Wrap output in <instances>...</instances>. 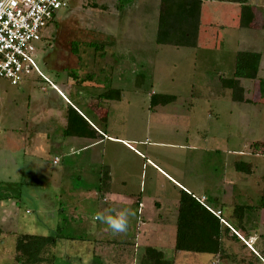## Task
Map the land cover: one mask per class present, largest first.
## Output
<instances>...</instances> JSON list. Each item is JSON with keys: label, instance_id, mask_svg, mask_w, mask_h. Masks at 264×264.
I'll list each match as a JSON object with an SVG mask.
<instances>
[{"label": "rangeland", "instance_id": "rangeland-1", "mask_svg": "<svg viewBox=\"0 0 264 264\" xmlns=\"http://www.w3.org/2000/svg\"><path fill=\"white\" fill-rule=\"evenodd\" d=\"M157 1L73 0L68 8L56 12L35 42L33 59L39 73H30L19 86L0 80V264H21L15 260L19 234L53 236V264H147L145 257L156 264H240L241 258L250 259V250L257 251L260 236L253 244L245 243L248 250L228 241L227 248L237 255L234 260L175 251L177 206L165 185L158 191L162 230L138 233L137 229L147 230L148 225L140 226L136 218L128 221L123 233L108 230L105 223L94 219L97 213L104 214L106 205L85 197L86 188L96 182L94 172L83 170L88 174L79 181L74 168L87 166L74 164V158L57 147L65 128L61 115L67 105L57 89L79 105L92 95L97 100V94L118 89L119 100L104 99L101 105L107 111V132L144 140L149 154H158L157 162L171 168L170 172L176 170L172 157L178 159L181 154L177 151L188 153L190 163L185 170L190 183L195 184L191 191L198 197L217 192L204 182L206 176L213 181L221 171V154L214 152L215 148L231 150L244 143L251 147L255 138L264 140V0H250L256 27L241 30L252 44L249 50L263 54L259 73L263 81L252 88L248 85L256 80L242 79L252 91L234 93L233 97H239L236 100L229 94H216L221 76H231L226 65L204 63L199 54L195 60L192 48L156 44ZM207 3L203 22L210 18L209 7L220 10L219 2ZM213 53L211 58L222 55ZM61 82L67 83L73 94L66 92ZM155 94H171L175 100L151 106ZM187 141L192 145L188 150L162 144ZM70 144V139L62 142ZM257 150L264 154V143L258 142ZM55 155L60 158L58 164L52 162ZM66 176L72 187L64 194L56 185ZM61 202L64 210L57 213ZM155 225L151 222L149 226L153 230Z\"/></svg>", "mask_w": 264, "mask_h": 264}, {"label": "crops", "instance_id": "crops-1", "mask_svg": "<svg viewBox=\"0 0 264 264\" xmlns=\"http://www.w3.org/2000/svg\"><path fill=\"white\" fill-rule=\"evenodd\" d=\"M72 1L73 0H69L67 8ZM159 1L160 0L157 1V17ZM207 2L209 1H203L201 5L197 43L196 46L192 48L191 54L195 60H198L197 57L199 54L202 57V61L207 64L209 62H215L217 66L220 65L223 67V65H226L228 67L226 68L229 71L228 73L232 76L234 71V57L238 51H254L261 53L258 50H249L251 49L250 46L252 44L250 43V40L244 39L246 37L241 31L250 30L251 28L256 27V12L253 8V25L249 28H242L239 25L240 6L237 3L232 2H219L220 5L217 6L220 10L215 12L213 6V10L209 7L208 12L210 14V18H207L206 21L203 22L204 6ZM217 16L221 17L222 20H215ZM261 27L264 28V25ZM239 45L248 47V49H241L242 46L240 47ZM213 52H217L216 54L222 55L218 59L216 57L211 58L210 55H213ZM262 57L263 54L261 53L258 71L259 78H261L259 73L261 69ZM113 63L115 66V61H113ZM90 79H87L86 82L89 83ZM241 80L242 79L236 81L233 88L223 87L220 85L216 94H229L231 95L230 98L232 97V99L236 100L239 99V97H233L234 93H249L250 90L252 91L251 87L254 88L253 86H255L256 88V85L259 84V79H257L255 83L251 82L250 85H248L251 87H246V84L242 83ZM61 86L66 90V92L73 94V89L71 91L68 90L67 83L61 82ZM102 89L104 90L105 88ZM57 92L56 93L66 102V104L71 105L74 109H76L99 134V136L95 138L64 136L63 127V130L61 131L62 137L58 140L57 147L60 153L64 152V155H68L71 160L74 158V164L87 166V168H83L82 170L81 168H74L75 171L77 170L78 179H80L79 181L83 179V176L86 173L83 172V170L91 169V171L94 172L96 182L92 183V186H88L86 190L84 189L85 191H88L85 192V197L90 199L94 198L96 200L98 199L100 203H104L106 205V209L103 208L105 215L108 214L106 210L109 208L113 209L114 212L123 208H130L133 215L129 217L128 221H133V219L136 218L140 226L144 227L145 225H148L147 230H144L142 227L137 229L138 233L142 230L143 233H146L147 231H149L148 233H152L153 231L158 232L163 229L158 224L161 221L160 207L162 204L160 200H158L160 195L158 191L159 188L164 187L165 185V188L171 191L170 196H172L177 208L180 190L183 189L195 196L196 199H198L211 212L220 211L219 217L222 218L223 223L228 226L231 225V231L235 232L241 239L245 237V243L250 242L253 244V242H256L257 237L264 233V208H248L244 213L241 225L238 224L232 215L233 206L235 204L255 206L259 203V198L264 191V154H259L257 146L250 147L248 144L244 143L245 145L243 144L242 147L237 148L236 146L230 148L231 150L215 148L214 152L221 154V171L220 174L213 179V181L211 176H206L204 182H208L210 187L213 188V192L214 190L217 192H215L214 195L201 193L198 197L191 191V187H194L195 184L190 183L189 172L185 170V165L190 163L188 153L186 154L185 151H177L179 155H181L178 159L175 156L172 157L176 170L174 172H170L171 168H167L169 169L167 170L164 165L157 162L159 158L158 154L157 156H152L151 152L149 154V150L146 148L147 145H145L144 140H138V138H121L107 132V111L104 107L97 104L96 95H92L89 99L79 105L71 103L64 92H60L59 89H57ZM244 100L246 103H249L247 98ZM67 105H65L62 115L61 111L58 113V115L60 114L63 116V126H65L64 124L66 123L65 110ZM68 139H70L71 144L69 146L62 145V142H65ZM255 139V141L259 143H264V140ZM179 143L181 144H162L166 146L169 145L172 149L176 148L179 150H184V148L188 150V148L190 149V147H192L188 141L185 143L183 142L184 144H182V142ZM135 145H137V147ZM1 146L2 145L0 144V147ZM107 146L112 147L114 150L108 152L105 149ZM119 146L123 149H120ZM6 148L10 153H15V151L11 152L10 146ZM9 157L13 158L14 155ZM59 160V156L55 155L52 162L54 164H58ZM178 160L182 161L179 163ZM238 160L251 163V174H244L235 169L234 163ZM63 165L65 166V164ZM106 172L109 180L107 183L104 182L102 184L100 177ZM63 178L64 177L57 182L58 185H56V190L65 194L72 186L69 185L68 182L69 176H66V178L62 181ZM100 184L102 185L99 186ZM98 188L103 190L102 194L98 192ZM239 200L242 202H239ZM98 206L99 209H102L100 204ZM63 210L61 202L60 208L57 207L56 211L57 213H61ZM151 222H155L157 224L153 230L149 226ZM227 222L230 223V225ZM108 230L110 229L108 228ZM258 245L259 247H262L264 242L262 243L259 241ZM141 255H144V253H141ZM53 262L50 263L46 261L44 263L53 264Z\"/></svg>", "mask_w": 264, "mask_h": 264}, {"label": "trees", "instance_id": "trees-1", "mask_svg": "<svg viewBox=\"0 0 264 264\" xmlns=\"http://www.w3.org/2000/svg\"><path fill=\"white\" fill-rule=\"evenodd\" d=\"M203 1L232 2L240 6L239 25L242 28H249L253 25V7L250 0H160L158 6L156 44L170 45L175 47L193 48L196 46L201 5ZM261 53L254 51H238L234 57V71L229 78L221 76V86L233 88L239 79L257 80L262 83L258 76ZM76 78L75 74L72 75ZM121 97L118 89L105 91L97 97V104L103 105L104 99L119 100ZM175 100L171 94H155L151 98V106L158 104L165 105ZM66 125L63 130L64 136H78L95 138L98 132L88 121L71 105L65 110ZM258 142L253 141L251 147L257 146ZM237 171L244 174H251L252 165L249 162L238 160L234 163ZM100 179L102 184L107 183L109 177L107 172ZM264 181V173H263ZM100 184L99 186H101ZM100 194L103 190L98 188ZM101 197V196H100ZM264 208V191L259 198V203L253 205L235 204L232 215L239 225L242 224L245 211L249 208ZM228 223V222H227ZM230 225V223H228ZM231 226V225H230ZM230 226L223 223L222 218L208 210L195 196L181 189L178 198L177 218L175 223L174 250L192 253H207L213 259L227 260L234 258L236 254L227 248L228 241L240 243L246 248L245 237L241 239ZM261 242H264V233L259 235ZM110 242V241H109ZM55 238L51 235L19 234L15 238V260L21 264H39L42 262H53L56 258L52 254ZM248 250V249H247ZM250 259L244 257L238 260L240 264H258L264 260V245L257 247V251L250 250ZM145 257V254L143 255ZM147 264L150 262L145 257Z\"/></svg>", "mask_w": 264, "mask_h": 264}, {"label": "built area", "instance_id": "built-area-1", "mask_svg": "<svg viewBox=\"0 0 264 264\" xmlns=\"http://www.w3.org/2000/svg\"><path fill=\"white\" fill-rule=\"evenodd\" d=\"M69 0H0V79L20 85L32 72L35 42ZM219 216L220 211H212Z\"/></svg>", "mask_w": 264, "mask_h": 264}, {"label": "clouds", "instance_id": "clouds-1", "mask_svg": "<svg viewBox=\"0 0 264 264\" xmlns=\"http://www.w3.org/2000/svg\"><path fill=\"white\" fill-rule=\"evenodd\" d=\"M107 215L97 213L94 219L105 223L108 228L113 232L123 233L127 230L129 217L133 215L130 208H123L115 211L111 208L107 209Z\"/></svg>", "mask_w": 264, "mask_h": 264}]
</instances>
